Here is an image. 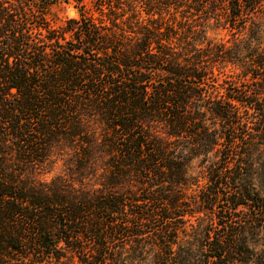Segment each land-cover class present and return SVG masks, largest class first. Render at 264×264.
I'll use <instances>...</instances> for the list:
<instances>
[{
    "label": "trees",
    "instance_id": "obj_1",
    "mask_svg": "<svg viewBox=\"0 0 264 264\" xmlns=\"http://www.w3.org/2000/svg\"><path fill=\"white\" fill-rule=\"evenodd\" d=\"M60 1L0 0V264H264V0Z\"/></svg>",
    "mask_w": 264,
    "mask_h": 264
},
{
    "label": "rangeland",
    "instance_id": "obj_2",
    "mask_svg": "<svg viewBox=\"0 0 264 264\" xmlns=\"http://www.w3.org/2000/svg\"><path fill=\"white\" fill-rule=\"evenodd\" d=\"M75 0H61L59 3H57L53 9H52V14H53V17H54V22L56 24H62L65 22V20L68 18V17H72V16H76L77 15V7L75 6ZM74 11L75 13H71V11ZM212 37H216L217 39L220 38V37H223V38H226V35L224 34V32H215V33H212L211 34ZM64 166L62 165V162H58L54 167L53 169L48 172V173H45L43 175L44 178H51L52 176L58 174V173H61L64 171ZM199 170H201V166H200V163L198 160L194 161L190 167V173L192 175H195V174H200L199 173Z\"/></svg>",
    "mask_w": 264,
    "mask_h": 264
},
{
    "label": "water",
    "instance_id": "obj_3",
    "mask_svg": "<svg viewBox=\"0 0 264 264\" xmlns=\"http://www.w3.org/2000/svg\"><path fill=\"white\" fill-rule=\"evenodd\" d=\"M71 13L73 14V13H75V12L72 10Z\"/></svg>",
    "mask_w": 264,
    "mask_h": 264
}]
</instances>
